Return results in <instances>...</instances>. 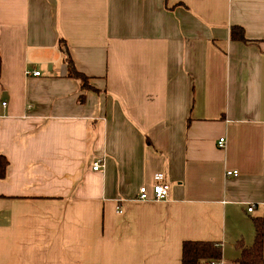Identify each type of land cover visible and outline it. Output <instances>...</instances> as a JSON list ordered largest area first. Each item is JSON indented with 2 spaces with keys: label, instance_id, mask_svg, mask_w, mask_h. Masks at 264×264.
Listing matches in <instances>:
<instances>
[{
  "label": "crops",
  "instance_id": "1",
  "mask_svg": "<svg viewBox=\"0 0 264 264\" xmlns=\"http://www.w3.org/2000/svg\"><path fill=\"white\" fill-rule=\"evenodd\" d=\"M0 154V264H233L264 221V0H0Z\"/></svg>",
  "mask_w": 264,
  "mask_h": 264
},
{
  "label": "trees",
  "instance_id": "2",
  "mask_svg": "<svg viewBox=\"0 0 264 264\" xmlns=\"http://www.w3.org/2000/svg\"><path fill=\"white\" fill-rule=\"evenodd\" d=\"M230 39L232 41L246 42L243 29L238 26L230 28ZM59 49L65 55L64 63L67 67V77L78 80L81 89L97 90L89 84V79L76 70L67 50L66 43L63 39L59 40ZM83 97H81V100ZM8 161L5 156L0 154V179L5 176ZM264 221L262 217L253 219L254 241L250 246H244L241 241L236 243L240 249V256L233 264H264V240L263 227ZM181 264H223L221 246L214 242L202 241H185L182 244Z\"/></svg>",
  "mask_w": 264,
  "mask_h": 264
},
{
  "label": "built area",
  "instance_id": "3",
  "mask_svg": "<svg viewBox=\"0 0 264 264\" xmlns=\"http://www.w3.org/2000/svg\"><path fill=\"white\" fill-rule=\"evenodd\" d=\"M25 74L27 76L32 75L34 77L40 76V73L37 71H26ZM3 106H5V103H3ZM225 147V139L220 138L218 140V148L223 149ZM102 161L96 160L92 165V171L99 172L102 169ZM237 171H228L226 172V176H236ZM170 190L169 184L165 180V176L161 173L155 174L153 177V184L150 187V191L146 186H141L138 191V200L139 201H163L168 197V193ZM253 210V207H249L247 209L248 213H251ZM117 212L121 213L120 209H117Z\"/></svg>",
  "mask_w": 264,
  "mask_h": 264
}]
</instances>
